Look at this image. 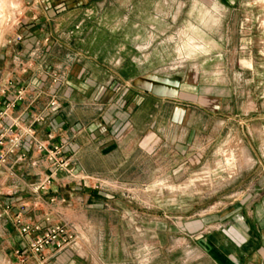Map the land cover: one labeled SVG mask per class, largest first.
<instances>
[{
  "label": "rangeland",
  "instance_id": "374dc122",
  "mask_svg": "<svg viewBox=\"0 0 264 264\" xmlns=\"http://www.w3.org/2000/svg\"><path fill=\"white\" fill-rule=\"evenodd\" d=\"M21 3L53 10L64 73L77 65L165 101L160 124L175 125L167 147L120 178L84 186L78 175L92 193L69 196L52 222L77 235L57 264H247L240 240L260 239L264 204V0Z\"/></svg>",
  "mask_w": 264,
  "mask_h": 264
},
{
  "label": "crops",
  "instance_id": "0c3cea01",
  "mask_svg": "<svg viewBox=\"0 0 264 264\" xmlns=\"http://www.w3.org/2000/svg\"><path fill=\"white\" fill-rule=\"evenodd\" d=\"M35 10L32 4L25 12L22 42L0 52V86L10 79L13 90L27 89L11 116L22 125L32 124L37 139L42 141L49 130L54 132L57 140L64 141L74 172L100 180L120 178L143 155L151 157L160 147H167L169 128L175 125L160 124L159 108L155 110L165 101L136 89L121 91L114 82L98 81L91 70L77 65H69L64 73L61 57L53 56L55 47L61 45L53 44L47 28L54 12L47 11L45 17ZM146 104L153 108L145 109ZM36 116L42 117L40 123L33 122ZM19 154L23 156H8L6 167L0 169V245L6 257H12L36 234L21 237L17 233L12 222L16 213L25 223L43 228L48 224L46 218L55 222L64 216L65 207L71 205L68 197L82 189L76 179L58 172L46 190L37 191L47 164L30 145L25 144ZM82 191L87 200L92 190ZM256 219L260 239L240 240L251 246L244 258L247 264H264V204L257 209ZM236 249L241 251L238 246ZM66 255L49 256L47 264H57ZM216 260L219 264L226 261Z\"/></svg>",
  "mask_w": 264,
  "mask_h": 264
},
{
  "label": "built area",
  "instance_id": "2783aa9c",
  "mask_svg": "<svg viewBox=\"0 0 264 264\" xmlns=\"http://www.w3.org/2000/svg\"><path fill=\"white\" fill-rule=\"evenodd\" d=\"M22 4L21 0H0V52L15 48L23 40L20 29L25 11ZM26 90V87L13 90L10 79L0 86V106L3 104L0 109V169L6 167L8 156L22 157L23 154H19V151L26 144L33 147L47 164V172L37 184V191L46 190L58 172L77 179V173L70 167V158L65 154L64 141L57 140L55 133L50 130L44 141L37 139L32 124L22 125L11 116L16 104L24 100ZM53 104L54 101H51L50 105ZM41 120V116H36L33 122L40 123ZM78 179L84 186H89L88 178L81 176ZM45 221L48 222L47 226L41 228L39 224L25 223L19 212L13 216L14 228L21 237L36 234L23 248L16 249L5 264H47L49 256L58 255L73 247L77 235L69 223L64 220L52 223L48 218Z\"/></svg>",
  "mask_w": 264,
  "mask_h": 264
}]
</instances>
